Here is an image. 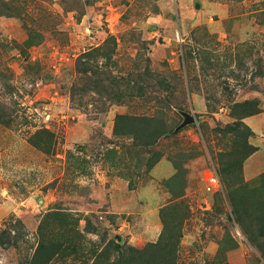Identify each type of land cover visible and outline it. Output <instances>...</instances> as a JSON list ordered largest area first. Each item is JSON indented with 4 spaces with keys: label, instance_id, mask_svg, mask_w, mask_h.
Returning a JSON list of instances; mask_svg holds the SVG:
<instances>
[{
    "label": "rangeland",
    "instance_id": "374dc122",
    "mask_svg": "<svg viewBox=\"0 0 264 264\" xmlns=\"http://www.w3.org/2000/svg\"><path fill=\"white\" fill-rule=\"evenodd\" d=\"M258 195L264 0H0V264H264Z\"/></svg>",
    "mask_w": 264,
    "mask_h": 264
},
{
    "label": "trees",
    "instance_id": "16d2710c",
    "mask_svg": "<svg viewBox=\"0 0 264 264\" xmlns=\"http://www.w3.org/2000/svg\"><path fill=\"white\" fill-rule=\"evenodd\" d=\"M238 106L239 109L235 110L236 120L233 123L225 125V129H223L222 131L225 134L229 132L237 136H242L243 135L242 132L244 133L246 132V134H244V136H242L241 138H245V140L247 141L248 128L242 122V118L246 115L257 113L259 111V107L257 106V104L255 105L253 104V102L250 101L249 102L245 101ZM240 110H243L242 114H239ZM229 157L232 158L233 155H229ZM241 163L242 162H240V165ZM255 191L256 193L258 192L257 189ZM253 200L254 202H247L248 203L247 207L244 206L246 198H243V200L240 202H234L233 205L235 207V213L239 217L245 216L253 224L264 230V209L263 207L262 208L259 207V203H263V202H261L259 195L258 198L257 196L253 197ZM43 227H44V223H41V228ZM41 237H42V233H41ZM57 241L58 242L55 243L51 237H48L47 235L43 236L42 242L39 243L38 248L36 249V252L32 258L31 264H48V262L54 256L55 252L57 253L58 249L61 247V243L59 242V240ZM136 252L138 251L136 250Z\"/></svg>",
    "mask_w": 264,
    "mask_h": 264
},
{
    "label": "built area",
    "instance_id": "2783aa9c",
    "mask_svg": "<svg viewBox=\"0 0 264 264\" xmlns=\"http://www.w3.org/2000/svg\"><path fill=\"white\" fill-rule=\"evenodd\" d=\"M209 181L211 182V185L208 186L209 189H211L213 186L216 188H219L221 186V180H220L219 176L216 174H213L210 177Z\"/></svg>",
    "mask_w": 264,
    "mask_h": 264
},
{
    "label": "water",
    "instance_id": "95a60500",
    "mask_svg": "<svg viewBox=\"0 0 264 264\" xmlns=\"http://www.w3.org/2000/svg\"><path fill=\"white\" fill-rule=\"evenodd\" d=\"M191 121H193V117L187 115L185 122L188 123V122H191Z\"/></svg>",
    "mask_w": 264,
    "mask_h": 264
}]
</instances>
